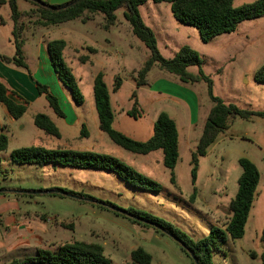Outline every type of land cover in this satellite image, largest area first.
Listing matches in <instances>:
<instances>
[{
    "label": "rangeland",
    "instance_id": "1",
    "mask_svg": "<svg viewBox=\"0 0 264 264\" xmlns=\"http://www.w3.org/2000/svg\"><path fill=\"white\" fill-rule=\"evenodd\" d=\"M255 1L234 0L233 5L238 8ZM17 5L25 15L21 20L26 28L23 52L29 67L35 70L41 39L47 42L64 40L67 43L65 61L72 69L85 101L83 105H76L71 92L65 89L72 109L62 100L67 118L61 119L42 96L30 102L27 113L20 120L8 126L4 133L0 131L9 138L8 150L0 152V187L7 191L9 201L32 215L31 224L38 227L33 233L21 232L10 237V226L0 223L1 243H7L9 238H31V250L28 252L20 248L0 249V264L36 258L39 250L55 252L60 246L73 242L103 246L105 255L113 264H130L131 253L138 248L152 256V264H193L169 235L116 214L114 211L117 209L111 206L106 205L108 209L101 206L103 202H109L120 209L147 212L172 224L193 241L200 240L208 236L212 229L224 228L228 223L231 217L229 206L237 194L238 179L242 174L239 165L242 158L257 166L261 181L244 237L229 239L221 251L213 254V264H264V118H235L230 128L220 135L217 144L208 150L206 156L199 158L198 193L195 201L191 202L194 191L192 154L213 106L208 84L204 81L182 83L155 66L147 77L150 86L138 88L135 78L151 53L133 35L123 10L116 12L117 23L108 29L101 14L90 16L86 23L75 20L44 29L35 25L37 15L32 13L35 5L25 0H17ZM140 14L155 33L157 47L164 58H174L181 48L190 47L199 55L202 66L189 67L187 71L195 76L202 73L209 77L214 96L241 109L264 111V84L257 83L254 77L264 65V17L243 21L235 32L204 42L197 28L175 19L170 4L148 1L140 7ZM12 30L10 8L0 5V53L7 56L15 53ZM87 47L98 52L90 54ZM82 55L89 56L91 62L81 63L79 57ZM99 73L104 75L110 94L115 130L145 142L152 137L159 115L167 113L175 120L181 135L188 134L191 146L190 149L184 145L181 148L174 170L176 185L171 183V174L164 166L161 150L137 155L116 145L100 130L93 94L94 80ZM41 78L38 75L37 81ZM117 78L122 84L114 91ZM161 80L174 87L179 85L191 90L198 98V109L195 111L193 99L171 93L175 91L173 86ZM40 83L43 82L40 80ZM159 87L163 92L155 90ZM134 93L136 99H133ZM134 107L139 115L137 119L128 115ZM37 114L49 116L59 129L61 138L37 128L34 124ZM5 117L0 108L1 124L7 123ZM191 122L196 123L192 129L189 128ZM83 126L88 132L86 138L81 136ZM184 129L187 131L184 132ZM32 146L110 155L160 184L161 191L135 189L111 172L26 165L12 160L13 151ZM53 188L71 190L89 198L81 201L41 193ZM21 190H33L37 194L29 192L33 198L16 196L27 193ZM17 219L23 220L24 217Z\"/></svg>",
    "mask_w": 264,
    "mask_h": 264
},
{
    "label": "trees",
    "instance_id": "2",
    "mask_svg": "<svg viewBox=\"0 0 264 264\" xmlns=\"http://www.w3.org/2000/svg\"><path fill=\"white\" fill-rule=\"evenodd\" d=\"M25 1L35 5L36 9L32 12L37 15L35 25L41 28L58 26L75 20H82L83 23H86L91 19L90 16L101 14L104 16L106 28L108 29L117 23L116 12L123 10L124 19L130 25L133 35L142 41L151 53L150 58L137 73V78H135L138 88L149 86L147 77L155 66H158L161 71L177 77L182 83L188 84L204 81L208 84V94L213 106L206 120L196 150L192 154V183L194 191L191 202L195 201L198 193L196 181L199 158L207 155L210 147L224 131L230 128L235 118L244 120L264 118V111L241 109L234 104L225 103L222 99L214 96L213 83L209 77L202 73L199 76L190 74L187 71L189 67L195 66L201 68L202 66L199 55L190 47L185 46L181 48L174 58H164L157 47L155 33L144 23L140 14V7L148 1H153L157 4H170L175 19L182 24L197 28L202 40L208 42L217 36L235 32L238 25L243 21L264 17V0H257L238 8L234 7V0H72L64 5H50L42 0ZM0 5H8L10 8L11 19L13 21L12 44L15 48V54L12 58L0 56V59L4 63L13 65L26 72L34 83L38 95L45 97L49 107L59 118L65 119L66 115L58 97L51 92L47 85L40 83L34 78L26 63L23 52L25 45L23 33L26 28L24 23H21L25 15L19 11L17 0H0ZM64 6H67V8L63 9ZM66 48L67 43L61 39L47 42V52L59 82L65 89L71 92L73 101L76 105L80 106L84 104L85 99L72 69L65 61L64 52ZM86 50L90 54L98 52L96 49L90 47H87ZM79 61L81 63L91 62L87 55L80 56ZM254 77L257 83L264 84V65L258 69ZM121 84V79L117 78L114 91H117L121 87ZM9 92V88L0 82V103L7 108L11 118L17 121L27 113L30 103L27 101L25 104L16 103L9 97ZM11 93L17 98L22 99L19 94L15 92ZM93 94L100 130L107 134L116 145L137 155H149L161 150L164 155V166L171 174V183L176 185L174 170L180 158L179 133L176 122L167 113H161L155 123L152 137L145 142L136 141L113 128L114 113L108 87L102 73H99L95 77ZM133 99H136L135 93ZM136 103L137 101L135 100V105ZM137 113L136 107H134L133 110L128 112V115L137 119L139 117ZM34 124L47 134L61 138L59 129L46 114H37L34 117ZM81 136L82 138L88 137L85 126H83ZM8 148L9 138L5 134H0V152H5ZM11 158L18 164L36 166L55 165L65 168L111 172L135 189L151 192L161 191L160 184L110 155L66 149L50 150L44 147L32 146L13 151ZM239 165L242 169V174L238 179L237 194L229 206L231 217L228 223L224 228L217 227L212 229L208 236L197 241L190 239L172 224L147 212L136 209H120L109 202H103L101 207L108 209L107 205L121 210L125 214L114 212L125 215L134 222L152 226L159 233L169 235L177 241L182 251L186 253L193 264L195 262L190 253L193 254L198 264H213V254L216 251H221V248L229 239L239 240L244 237L245 227L260 184V172L253 162L242 158L239 160ZM1 190L3 188L0 187ZM51 190L73 195L81 201L89 198L84 194L71 190L61 188H53ZM3 191L0 193V197L7 196V191ZM32 191L26 190L25 192L27 193L16 196L33 198L34 196L29 194ZM40 191L42 190H38V192ZM52 195L66 198L63 194ZM62 225L67 227L65 224ZM37 253L38 256L36 258L27 259L22 262L14 261L11 264H113L112 260L105 255L104 247L93 243L73 242L60 246L55 252L39 250ZM130 264H152V256L144 249L138 248L131 253Z\"/></svg>",
    "mask_w": 264,
    "mask_h": 264
},
{
    "label": "crops",
    "instance_id": "3",
    "mask_svg": "<svg viewBox=\"0 0 264 264\" xmlns=\"http://www.w3.org/2000/svg\"><path fill=\"white\" fill-rule=\"evenodd\" d=\"M70 1H72V0H46L44 2H47L50 5H64ZM44 29H47V28H44ZM33 38H35V37H33ZM37 48H38V51H37V61H36L35 70H32L29 67L34 78L37 80L38 75H41L42 78L40 80L43 82L42 84L47 85L50 88L51 92L55 96L58 97L61 107H62V100H64L65 103H67V105L72 109V106L69 102V95L66 94L65 88L59 82L57 75L53 69V66L51 64V61H50V58H49V55L47 52V41H43V39H41ZM14 54L11 56H7V55L0 53V56L12 58L14 56ZM24 55H25V53H24ZM25 59L27 60V56H25ZM26 63H27V61H26ZM27 65H28V63H27ZM22 71L23 70L18 69L16 67H14L13 65H9V64L4 63L0 59V82L5 84L9 88V90H10V92L8 94L9 97L12 98L18 104H25L26 101L30 103V102H32V100H36V99L40 98L30 76L26 72H25L26 74H24ZM40 80H39V82H40ZM161 81H164V80H161ZM164 83H166V81H164ZM166 84L171 85L169 83H166ZM23 85H24V87H23ZM149 86H150V83H149ZM172 86L173 85H171V87ZM172 88L175 91H172L171 93L179 94L180 96H182L185 99H188V98H190V100L193 99L192 105L194 106L195 111L198 109V107H199L198 98H196V96H194V94L191 90L184 88V87H180L179 85L178 86L176 85V87L173 86ZM28 89H29L30 93H28ZM155 90L160 92V93L163 92L161 90V87L155 88ZM11 92H15V93L19 94L22 97V99L17 98L16 96L12 95ZM29 98H31V99H29ZM0 108L5 113V116H6L5 119L7 121L6 124L0 123V131L2 133H4L5 129H7L8 126L12 125L16 120L11 118L10 114L7 111V108L1 103H0ZM65 115H66V113H65ZM66 118H67V115H66ZM195 125H196V123L191 122L189 128L192 129ZM187 130H188V128H187ZM187 130L184 129V132ZM178 133H179V154H180V151H181V148L183 147V145L188 147L189 149H190L191 145L188 142V138H187L188 134L185 135V133H182V135H181L179 128H178ZM216 144H217V141L212 146H214ZM260 181H261V179H260ZM7 198H8V196H1L0 197V219H1L0 223L5 222V224H8V226H10V228L8 227V229L10 230L9 231L10 234L8 236L12 237L14 234H16L18 236V234H20L21 232L22 233H25V232L33 233V232H35L38 227H35L34 225L31 224V220L33 218L32 215H28L26 211H22V209L19 207L18 204L14 203L12 201H9V199H7ZM21 216L24 217V219L18 220L17 218L18 217L21 218ZM44 223L47 224L46 222H44ZM27 227H29V228H27ZM44 244L45 243H43L41 245L42 248H43ZM30 246H31V238L30 237H27V238L18 237L15 240H13L12 238H9L7 243H1L0 242V249L7 248V250H13L14 248L15 249L20 248L21 250L28 252L31 250Z\"/></svg>",
    "mask_w": 264,
    "mask_h": 264
},
{
    "label": "water",
    "instance_id": "4",
    "mask_svg": "<svg viewBox=\"0 0 264 264\" xmlns=\"http://www.w3.org/2000/svg\"><path fill=\"white\" fill-rule=\"evenodd\" d=\"M65 8H67V6H64V7H63V9H65ZM1 192H4V191L1 190L0 193H1ZM41 193H45V194H63V195H65V196H67V197H70V198H77V197H74L73 195L65 194V193H62V192H60V191H56V190H48V191H46V192H41ZM31 194H37V192H31ZM115 211H116V212H119V213H122V214H125L123 211L118 210V209L115 210ZM183 246H184V245H183ZM190 255H191V257L193 258L195 264H198L197 260H196L195 257L193 256V254L190 253Z\"/></svg>",
    "mask_w": 264,
    "mask_h": 264
}]
</instances>
